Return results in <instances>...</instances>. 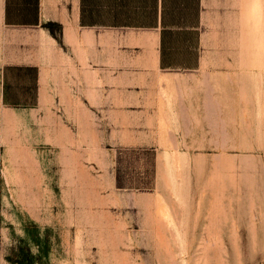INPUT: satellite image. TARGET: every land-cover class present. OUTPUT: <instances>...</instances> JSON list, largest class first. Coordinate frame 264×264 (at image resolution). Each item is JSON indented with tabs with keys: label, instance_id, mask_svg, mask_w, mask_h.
I'll return each instance as SVG.
<instances>
[{
	"label": "rangeland",
	"instance_id": "rangeland-1",
	"mask_svg": "<svg viewBox=\"0 0 264 264\" xmlns=\"http://www.w3.org/2000/svg\"><path fill=\"white\" fill-rule=\"evenodd\" d=\"M1 14L0 81L34 65L42 94L0 102V264H264V71L208 45L200 70L163 72L132 34Z\"/></svg>",
	"mask_w": 264,
	"mask_h": 264
},
{
	"label": "crops",
	"instance_id": "crops-1",
	"mask_svg": "<svg viewBox=\"0 0 264 264\" xmlns=\"http://www.w3.org/2000/svg\"><path fill=\"white\" fill-rule=\"evenodd\" d=\"M1 20L6 27L49 34L67 24L79 31L126 32L132 42L147 40L155 68L163 72L200 70L208 45L212 57H227L230 69L264 71V0H2ZM139 45L130 50L140 52ZM40 75L34 65L6 64L1 105L37 107Z\"/></svg>",
	"mask_w": 264,
	"mask_h": 264
},
{
	"label": "bare ground",
	"instance_id": "bare-ground-1",
	"mask_svg": "<svg viewBox=\"0 0 264 264\" xmlns=\"http://www.w3.org/2000/svg\"><path fill=\"white\" fill-rule=\"evenodd\" d=\"M66 38H68V39H70L71 41H73V42H83V43H92V42H94V40H95V37H94V35L93 34H91V33H87V34H83L82 35V37H77V35L76 34H74V33H72V32H67V34H66ZM135 42L136 43H146L147 42V40L146 39H143V38H139V39H136L135 40ZM148 43H151V41H148ZM177 78V77H176ZM160 83H162L161 85H163V84H166V85H169V86H172V87H174V86H181V85H185V83L184 82H182V81H180L179 79H174V78H171V77H168V78H164V79H162L161 81H160ZM159 83V84H160ZM8 114H6V115H4V117H5V119H8V116H7ZM9 116H16L15 114H10ZM7 117V118H6ZM8 121H10V120H8ZM74 165V164H73ZM78 165V164H77ZM76 165V166H77ZM75 166V167H76ZM73 167V166H72ZM78 167H80V165L78 166ZM67 169V168H66ZM81 169V168H80ZM79 169V170H80ZM82 169L84 170V168L82 167ZM81 169V170H82ZM76 170H77V168H76ZM82 175V174H81ZM88 176L89 175H87V176H85V177H87L88 178ZM84 178V177H83ZM86 178V179H87ZM85 179V180H86ZM92 179V178H91ZM90 180V179H89ZM88 180V181H89ZM91 182V181H90ZM89 182V183H90ZM89 183H88V185H87V187L89 186ZM94 183V182H93ZM90 185H93L92 184V182L90 183ZM91 187V186H90ZM94 187V186H93ZM222 187V186H221ZM234 188V187H233ZM238 188V187H237ZM222 189V188H221ZM220 189V190H221ZM91 190H93V188L91 189ZM223 190V189H222ZM238 190V189H237ZM91 192V191H90ZM93 192V194H94V191H92ZM224 193V192H223ZM222 193V194H223ZM219 194H221V193H219ZM96 195H98V194H96ZM223 196V195H222ZM88 197H90V196H88ZM91 198V197H90ZM90 200V199H89ZM93 202H95V201H93ZM221 202V201H220ZM97 203H98V201H97ZM96 203V204H97ZM230 203V202H229ZM101 204V203H100ZM94 205V204H93ZM92 205V206H93ZM219 205H220V203H219ZM90 206V205H89ZM237 206V205H236ZM88 208H91V207H88ZM91 209H93V208H91ZM221 209V208H220ZM223 209V208H222ZM232 209V208H231ZM86 210V209H85ZM93 211V210H92ZM222 213L223 214H225L226 215V213H224L223 211H222ZM226 217V216H225ZM159 222V221H158ZM157 223V222H156ZM161 223V222H160ZM160 223H158V229H156L157 231H156V236H158V237H162L163 235H165L166 233L168 234V232L169 231H165V228H164V226H163V228H162V225L160 224ZM160 224V225H159ZM160 226V227H159ZM156 227H157V225H156ZM210 230V229H209ZM206 240V239H205ZM209 240V239H208ZM236 243V242H235ZM204 249H206V247L204 248ZM203 249V250H204ZM205 251V250H204ZM213 251V250H212ZM170 254V253H169Z\"/></svg>",
	"mask_w": 264,
	"mask_h": 264
},
{
	"label": "trees",
	"instance_id": "trees-1",
	"mask_svg": "<svg viewBox=\"0 0 264 264\" xmlns=\"http://www.w3.org/2000/svg\"><path fill=\"white\" fill-rule=\"evenodd\" d=\"M49 29H50V27H49Z\"/></svg>",
	"mask_w": 264,
	"mask_h": 264
}]
</instances>
